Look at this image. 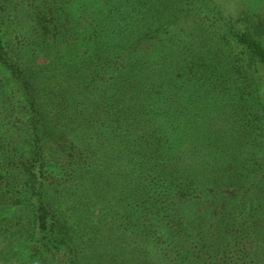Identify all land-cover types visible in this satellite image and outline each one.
Here are the masks:
<instances>
[{
  "label": "trees",
  "instance_id": "16d2710c",
  "mask_svg": "<svg viewBox=\"0 0 264 264\" xmlns=\"http://www.w3.org/2000/svg\"><path fill=\"white\" fill-rule=\"evenodd\" d=\"M7 1L0 0V8ZM33 2L36 43L46 52L47 67L37 60L21 64L10 55L0 11V65L22 91L31 135V156L21 172L29 183L33 230L23 259L65 249L67 264H86L79 257L86 249L78 248L76 229L49 190L56 185L63 196L75 188L90 193L124 173L130 181L118 191L124 213L117 232L144 234L170 247L169 258L174 251L185 261L192 255V264H264V198L254 214L247 206L254 184L241 177L216 180L227 173L222 164L211 178L205 166L211 133L202 131L205 86L202 78L197 86L189 57L177 52L174 39L166 46L162 35H150L159 31L156 23L148 35L139 23H121L127 0L110 13L96 5L84 31L68 0ZM82 7L91 8L89 2ZM230 21L254 73H261L264 19L257 16L252 27L241 18ZM163 46L168 52L162 54ZM256 85L264 92V79ZM119 161L124 165L116 166ZM144 196L149 205L141 202ZM125 246L138 254L137 247Z\"/></svg>",
  "mask_w": 264,
  "mask_h": 264
},
{
  "label": "rangeland",
  "instance_id": "374dc122",
  "mask_svg": "<svg viewBox=\"0 0 264 264\" xmlns=\"http://www.w3.org/2000/svg\"><path fill=\"white\" fill-rule=\"evenodd\" d=\"M88 2L91 8L82 7ZM122 2L126 0H68L67 4L75 13V24L82 30V25L91 20L87 16L94 14L96 5L110 13ZM33 6V0L4 2L0 8L1 37L10 55L21 64L37 60L47 67L46 52L36 43ZM125 14L121 23H130V26L139 23L146 35L156 23L158 34L150 35H162L166 46L168 40L174 39L177 52L189 57L187 63L195 71L197 84L202 78L205 86L204 96H200L206 105L202 131L209 129L211 133L205 166L211 178L219 175L220 164L226 168L227 173L221 175L222 179L219 175L218 181L241 177L244 183L254 184L247 192L251 196L247 206L259 214L262 207L259 200L264 198V92L258 89L256 80L264 79V64L259 63L261 73H254L247 50L238 43L230 19L241 18L252 27L257 16L264 19V0H127ZM261 29L264 42V27ZM166 46L162 47V54L168 52ZM176 63L186 64L178 59ZM25 108L19 85L0 65V264H67L65 249L56 254L45 252L36 260L22 257L33 230L29 183L21 172L22 163L31 156L29 114ZM114 152L118 159V152ZM124 161L117 162L116 166L124 165ZM121 175L124 177V173ZM122 176L99 182L97 190L90 193L75 188L63 196L62 187L56 185L49 190L59 199L60 210L73 223L74 237L80 238L78 248L86 249L79 257L83 256L86 264H121L124 260L134 264H192V255L185 261L175 258L174 251L169 258L165 254L171 248L157 240V243L149 242L144 234L130 235L127 231L115 230L124 213L118 202V191L125 187V179L130 181L129 177ZM145 184L142 181V187ZM146 199L144 196L141 202L149 205ZM261 213L264 224V207ZM157 227L155 224L153 229ZM126 244L137 247L138 254H129Z\"/></svg>",
  "mask_w": 264,
  "mask_h": 264
}]
</instances>
